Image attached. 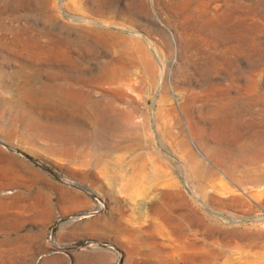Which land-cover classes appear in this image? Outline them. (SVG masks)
<instances>
[{
  "label": "rangeland",
  "instance_id": "rangeland-1",
  "mask_svg": "<svg viewBox=\"0 0 264 264\" xmlns=\"http://www.w3.org/2000/svg\"><path fill=\"white\" fill-rule=\"evenodd\" d=\"M224 256L264 264V0H0V264Z\"/></svg>",
  "mask_w": 264,
  "mask_h": 264
},
{
  "label": "bare ground",
  "instance_id": "bare-ground-1",
  "mask_svg": "<svg viewBox=\"0 0 264 264\" xmlns=\"http://www.w3.org/2000/svg\"><path fill=\"white\" fill-rule=\"evenodd\" d=\"M23 20V19H22ZM39 38V37H38ZM132 180V179H131ZM129 183H132L133 182V180H132V182H130V180L128 181ZM127 183V182H126ZM128 183V184H129ZM126 186H127V184H126ZM136 188V187H135ZM121 189L124 191V192H126L125 194H127V192L128 193H134V187H121ZM153 189V188H152ZM202 189V188H201ZM201 189H199V190H201ZM137 190L138 189H136V192L135 193H137ZM204 190V189H203ZM139 191V190H138ZM150 191V190H149ZM134 193V194H135ZM143 193V192H142ZM142 193H141V195H142ZM145 194V193H144ZM146 194H147V192H146ZM138 195V194H137ZM140 195V194H139ZM138 195V196H139ZM146 196V195H145ZM135 197H136V194H135ZM142 197V199H143V196H141ZM147 198V197H146ZM136 199V198H135ZM148 200V199H147ZM149 202V201H148ZM148 202H146V205H147V203ZM144 214V216L146 217V218H149V220H152L153 221V219H154V217H155V215L157 214V213H159V206L157 205V204H155V203H150V205H149V207H146V209L144 210V212H143ZM161 216V215H160ZM144 219L143 221L144 222H146V223H148L147 225H146V227L147 226H149L150 224H149V220L148 219ZM156 218V217H155ZM126 220H128V219H126ZM160 220V219H159ZM129 221V220H128ZM154 221H155V219H154ZM153 224H154V222H152ZM138 225V224H137ZM142 226H144V224H143V222H140V225L139 226H137V229L136 230H133L135 233H138L137 231H138V229H139V231H140V229H142ZM144 228V227H143ZM146 229H148V228H146ZM189 229V228H188ZM230 229L231 228H225V229H223V228H220V230H219V233H224L225 235H224V237H222L223 239H226V241H227V243H229V242H234V243H237V241H236V236H235V231L234 230H232V231H230ZM143 230V229H142ZM144 231H146V230H144ZM10 234V233H9ZM17 235H19V234H17ZM221 235L219 234V237H220ZM18 238H19V236H17ZM29 245V244H28ZM30 252V251H29ZM2 256V255H1ZM29 256V255H28ZM8 257V256H7ZM14 258V257H13ZM26 258V257H25ZM7 259V258H6ZM234 260H235V257H223V259L221 258V262L222 263H225V264H232L233 262H234ZM6 263V262H5ZM51 263V262H50ZM54 264H55V262H54Z\"/></svg>",
  "mask_w": 264,
  "mask_h": 264
}]
</instances>
